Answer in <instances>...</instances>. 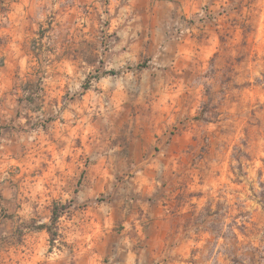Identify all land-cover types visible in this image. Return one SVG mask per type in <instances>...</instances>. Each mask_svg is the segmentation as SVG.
I'll list each match as a JSON object with an SVG mask.
<instances>
[{
    "label": "rangeland",
    "instance_id": "374dc122",
    "mask_svg": "<svg viewBox=\"0 0 264 264\" xmlns=\"http://www.w3.org/2000/svg\"><path fill=\"white\" fill-rule=\"evenodd\" d=\"M0 264H264V0H0Z\"/></svg>",
    "mask_w": 264,
    "mask_h": 264
},
{
    "label": "trees",
    "instance_id": "16d2710c",
    "mask_svg": "<svg viewBox=\"0 0 264 264\" xmlns=\"http://www.w3.org/2000/svg\"><path fill=\"white\" fill-rule=\"evenodd\" d=\"M53 214L56 215V217H57V213L55 211L53 212ZM56 217H55V219H56ZM40 229H46V230H48L49 233H52L50 226L43 225L40 227Z\"/></svg>",
    "mask_w": 264,
    "mask_h": 264
}]
</instances>
